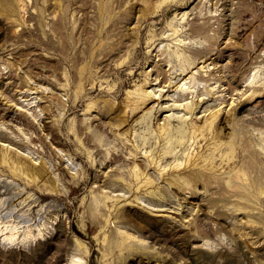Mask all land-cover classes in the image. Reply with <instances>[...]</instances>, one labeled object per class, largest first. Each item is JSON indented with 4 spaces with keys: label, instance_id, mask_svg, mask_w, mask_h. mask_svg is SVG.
Segmentation results:
<instances>
[{
    "label": "rangeland",
    "instance_id": "obj_1",
    "mask_svg": "<svg viewBox=\"0 0 264 264\" xmlns=\"http://www.w3.org/2000/svg\"><path fill=\"white\" fill-rule=\"evenodd\" d=\"M262 58L264 0H0V264H264Z\"/></svg>",
    "mask_w": 264,
    "mask_h": 264
},
{
    "label": "bare ground",
    "instance_id": "obj_2",
    "mask_svg": "<svg viewBox=\"0 0 264 264\" xmlns=\"http://www.w3.org/2000/svg\"><path fill=\"white\" fill-rule=\"evenodd\" d=\"M162 2H163V0H162ZM192 50L194 51V52H196V53H198V54H201L202 52H204V50H202V49H193L192 48ZM232 53H235L236 55H239L240 57L237 59L238 61L239 60H241L240 62L242 63V64H248V63H251V62H257V61H259L260 62V60H261V58L259 59V56H260V54H258V52H257V54H255L254 56L253 55H251L250 57L246 54V53H244L243 51H235V50H233L232 51ZM262 57V56H261ZM194 59V58H193ZM262 60H264V58H262ZM194 62V61H193ZM183 70L182 71H184V73H185V68H182ZM182 71H181V73H182ZM187 74V73H186ZM223 78V77H222ZM225 78V77H224ZM164 80V79H163ZM170 80V79H169ZM227 81V80H226ZM166 83V82H165ZM229 84V83H228ZM169 85H172L171 84V82H170V84ZM189 87V86H188ZM210 88V87H209ZM140 90V89H139ZM142 90V92L140 93V95L138 96V100L134 103L135 105H136V107L135 108H138L139 107V103H142L143 104V106H144V104L145 105H147V103H148V101L150 102V99L152 98V93H151V95H150V92H148L147 90H146V88H142L141 89ZM212 90V89H211ZM210 92V91H209ZM128 96H130V95H128ZM132 96V95H131ZM137 96V95H136ZM128 101V100H127ZM133 101H135V100H133ZM240 102V101H239ZM243 102V101H242ZM128 103V102H127ZM241 103V102H240ZM129 104V103H128ZM133 104V103H132ZM228 104V103H227ZM230 104V103H229ZM243 106V105H242ZM232 107V106H231ZM256 107V106H255ZM220 108V107H219ZM222 108V107H221ZM233 109H234V111H233V113L236 115L235 117H234V121H233V123H234V125H235V123L238 121V119H241V115L239 114L240 112V110L237 108V106L236 107H232ZM189 109H191V108H189ZM188 109V110H189ZM218 109V108H217ZM223 109V108H222ZM230 109V108H229ZM137 110V109H136ZM224 110V109H223ZM190 111V110H189ZM214 111V110H213ZM211 112L208 116H206V118L204 119V121L202 120V122L201 123H194L193 125H192V128H191V131L193 132V135L194 136H198L199 134H202L204 137H206V134H207V132L208 131H210V132H212V137H215V138H218V139H222V137H223V134H222V129L221 130H218V128H220V126H221V124H222V115H221V117H219V115H220V112H221V109H218V110H216V111H214V112ZM225 111V110H224ZM242 112V111H241ZM132 113H134V112H132ZM136 113V112H135ZM222 113V112H221ZM225 113V112H224ZM244 113V112H243ZM138 114V113H137ZM219 117V118H218ZM224 117V116H223ZM229 117V116H228ZM218 118V119H217ZM186 119H187V117H186ZM228 119V118H227ZM183 120V119H182ZM226 120V119H225ZM184 121V120H183ZM227 121V120H226ZM197 122V121H196ZM160 123V122H159ZM170 123H171V121H170ZM169 123V124H170ZM185 123V122H184ZM165 124V123H164ZM226 124V123H225ZM229 125V124H228ZM224 126H226V125H224ZM162 127V130H163V133H165V132H167V134H168V131L169 130H166L167 129V127H171V126H169L168 124H167V126H165V125H162L161 126ZM182 127V126H181ZM226 128H228V127H226ZM235 128H236V125H235ZM186 129V128H185ZM179 130V129H178ZM187 130V129H186ZM214 130H217L216 131V133L214 134ZM228 130H230V129H228ZM236 130H237V128H236ZM183 131H184V127H183ZM157 132H158V130H157ZM182 132V131H181ZM180 132V133H181ZM185 132V131H184ZM228 132V131H227ZM227 132H225V133H227ZM177 133V132H176ZM166 133H165V135L166 136H168ZM160 135H161V132H160ZM171 135V134H170ZM184 135V134H183ZM186 135V134H185ZM229 135V134H228ZM157 136H159V135H157ZM173 136V135H172ZM189 136V135H188ZM239 136V135H238ZM162 137H163V135H162ZM175 137H177L176 136V134H175ZM180 137V136H179ZM183 137V136H182ZM180 138V140L179 141H182L181 139H183V138ZM191 137V136H190ZM199 137V136H198ZM164 138V137H163ZM168 138V137H167ZM192 138V137H191ZM197 138V137H196ZM167 140V139H166ZM206 140H207V138H206ZM161 141V140H160ZM169 141V140H168ZM171 141V140H170ZM170 141L169 142H167V143H170ZM178 141V140H177ZM234 142L233 140H229V142ZM166 142V141H165ZM184 142H186L185 140H184ZM192 142V141H191ZM216 142V141H215ZM225 142V140L224 141H222V142H220V144H222V143H224ZM187 143H189V142H187ZM218 143V142H217ZM179 145H182L181 143L179 144ZM168 146V145H167ZM170 146H171V144H170ZM212 146V145H211ZM217 146V145H216ZM215 146V147H216ZM225 146V145H224ZM172 147V146H171ZM171 147H169L170 148V150H171ZM189 147V146H188ZM222 147V146H221ZM264 147V146H263ZM262 147V148H263ZM164 150H165V148H163ZM162 149V150H163ZM167 149V148H166ZM164 150H163V152H164ZM175 150V149H174ZM198 150V149H197ZM154 151V150H153ZM161 151V150H160ZM167 151V150H166ZM165 151V152H166ZM169 151V150H168ZM167 151V152H168ZM177 151V150H176ZM187 151V150H186ZM203 151V150H202ZM164 152V153H165ZM184 152V151H183ZM233 152H234V147H233V145L231 144V146H230V150L227 152V154H229V156H231V155H233ZM251 152H252V150H251ZM169 153V152H168ZM185 153V152H184ZM225 153H226V151H225ZM225 153H223V154H225ZM154 154V153H153ZM167 154V153H166ZM186 154V153H185ZM198 154V153H197ZM197 154L195 155H191L190 156V158H189V165H191V164H194V165H196V164H198V162H199V158H200V155H198L197 156ZM216 154V153H215ZM149 155V154H148ZM211 155V154H210ZM7 156V158H9V156L8 155H6ZM154 156V155H153ZM159 156V155H158ZM160 156H161V153H160ZM177 156V155H176ZM179 156V155H178ZM223 156V155H222ZM227 156V155H226ZM150 157H152V155L150 156ZM162 157H163V154H162ZM218 157H219V155H218ZM224 157V156H223ZM154 158V157H153ZM159 158V157H158ZM161 158V157H160ZM164 158V157H163ZM180 159V158H179ZM182 159V158H181ZM152 160V159H151ZM187 160V159H186ZM12 161L14 162V164L16 165V167H19L21 170H23V169H25L30 175H32L33 176V178H36V176L37 175H39V176H43L44 174H45V172H46V170L47 169H45V166L43 165H35V164H29V163H25V161L22 159V158H15V159H12ZM23 162V163H25V164H20V162ZM153 161V160H152ZM152 161H151V163H152ZM157 163H160L159 161H156ZM180 162H183V161H181L180 160ZM210 162V161H209ZM205 163V162H204ZM177 164H178V162H177ZM181 164V163H180ZM185 164V163H184ZM186 164H187V161H186ZM157 165H159V164H157ZM173 165H175L176 166V164H173ZM181 165H183V163L181 164ZM175 166H173V168L175 167ZM180 166V165H179ZM184 166V165H183ZM187 166V165H186ZM199 166V165H198ZM193 167V166H192ZM171 168V167H170ZM169 168V169H170ZM176 168H178V167H176ZM188 168V167H187ZM165 169V168H164ZM186 169V168H185ZM181 170V169H180ZM139 172V171H138ZM167 172V170L165 169V173ZM179 172V171H178ZM181 172V171H180ZM214 172V169L213 168H208V169H206V170H203V171H201V172H199V171H190V172H188V173H185L182 177L184 178V180H186V181H189V182H191V181H199V180H201V179H205L206 180V178H209V174H211V173H213ZM141 173V172H140ZM161 173H162V171H161ZM174 173V172H173ZM229 173H232V172H229ZM228 173V178H227V180L226 181H228V184H233L232 183V181H233V175H230ZM141 175V174H140ZM138 176H139V173H138ZM173 176V175H172ZM169 177L170 178V183H172V182H175V183H179V181H180V176H178V175H175V178H173V177ZM145 179V178H144ZM142 180L143 182L141 183V184H143V185H145V184H148V183H153V181L152 180H150L149 178H146V180L147 179H149V180H147L146 182H145V184H144V181L145 180ZM182 179V178H181ZM183 180V179H182ZM181 182V181H180ZM264 182V181H263ZM227 183V182H226ZM180 185V184H179ZM6 236H8L9 238H12L13 237V234H11V235H6ZM24 239V238H23ZM76 243H77V245L79 244V245H81L82 244V242H81V240L77 237L76 238ZM83 245V244H82ZM81 245V246H82ZM71 256V260H70V262H67L66 264H83L82 263V258L81 257H79V256H76L75 254H72V255H70Z\"/></svg>",
    "mask_w": 264,
    "mask_h": 264
}]
</instances>
